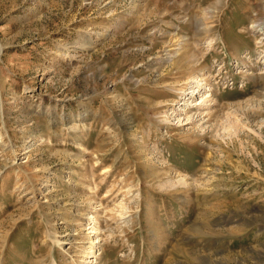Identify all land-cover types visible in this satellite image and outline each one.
<instances>
[{"label":"rangeland","instance_id":"1","mask_svg":"<svg viewBox=\"0 0 264 264\" xmlns=\"http://www.w3.org/2000/svg\"><path fill=\"white\" fill-rule=\"evenodd\" d=\"M258 22L264 0H0V264H264Z\"/></svg>","mask_w":264,"mask_h":264},{"label":"bare ground","instance_id":"2","mask_svg":"<svg viewBox=\"0 0 264 264\" xmlns=\"http://www.w3.org/2000/svg\"><path fill=\"white\" fill-rule=\"evenodd\" d=\"M214 11V10H213ZM210 15V14H209ZM209 15H208V17H209ZM207 17V18H208ZM212 17V16H211ZM212 26V25H211ZM197 27V26H196ZM254 27H255V30H257V32H259V33H261L262 35H264V22H258V23H255L254 24ZM209 30H211V27H207ZM252 28H253V26H252ZM24 173H25V175H26V172L24 171ZM29 177V176H28ZM89 228H91L92 230L94 229V226H90ZM90 230V229H89ZM87 234V233H86ZM89 236V235H88ZM90 239V238H89ZM52 240L53 241H59V239H56V236H53V238H52ZM93 244V243H92ZM94 247V244L93 245H91L90 246V248H93ZM87 263L89 262V261H86ZM51 264H56V262L54 261V259H52V262H51Z\"/></svg>","mask_w":264,"mask_h":264}]
</instances>
